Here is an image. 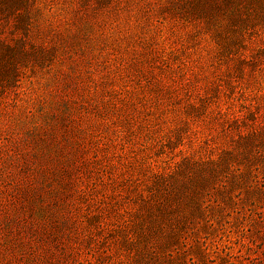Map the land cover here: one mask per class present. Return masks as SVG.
<instances>
[{
  "label": "rangeland",
  "instance_id": "374dc122",
  "mask_svg": "<svg viewBox=\"0 0 264 264\" xmlns=\"http://www.w3.org/2000/svg\"><path fill=\"white\" fill-rule=\"evenodd\" d=\"M0 264H264V0H0Z\"/></svg>",
  "mask_w": 264,
  "mask_h": 264
},
{
  "label": "trees",
  "instance_id": "16d2710c",
  "mask_svg": "<svg viewBox=\"0 0 264 264\" xmlns=\"http://www.w3.org/2000/svg\"><path fill=\"white\" fill-rule=\"evenodd\" d=\"M120 5H115L114 9L117 12L116 14V21L110 23V20H105V21H98L95 23V28L92 26L93 29L89 31V34H84V35H71L72 28H68L69 32V41H73V46L76 48V44L79 47V49L84 50V52L87 53L88 56H92L97 59V56L100 57V48H107L106 46H109L108 43L112 45L113 47L111 50L112 51H118L122 52L124 50V47L119 43L117 40L112 39L111 32L112 31V26L116 23H118V20L120 18V15L123 13V8ZM119 8V9H118ZM68 9V8H67ZM122 9V11H121ZM121 11V12H120ZM109 19V18H107ZM103 24V25H100ZM107 25V27H105ZM110 27V28H109ZM92 31V32H91ZM88 33V32H87ZM104 55H102L103 57Z\"/></svg>",
  "mask_w": 264,
  "mask_h": 264
}]
</instances>
